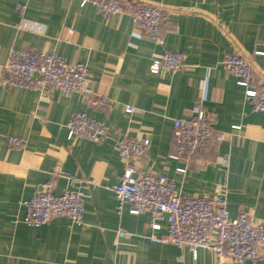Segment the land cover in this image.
Segmentation results:
<instances>
[{
  "label": "crops",
  "instance_id": "0c3cea01",
  "mask_svg": "<svg viewBox=\"0 0 264 264\" xmlns=\"http://www.w3.org/2000/svg\"><path fill=\"white\" fill-rule=\"evenodd\" d=\"M145 1L166 9L161 44L127 11L106 18L79 0H0V78L12 48H33L86 64L95 93L0 82V264H219L207 249L195 256L187 247L153 241L167 236L166 221L152 229L148 212L134 215L131 204L119 212L112 189L126 168L115 145L122 137L150 140L145 158L134 162L136 176H166L184 197H226L233 218L244 212L264 222V111L252 110L245 88L222 64L227 53H239L252 63L256 85L264 82V0ZM166 51L181 53L186 67L153 74V60ZM98 96L109 99L108 107L92 104ZM197 107L226 137L187 163L176 153L174 121ZM78 112L104 123L107 137L71 143L66 125ZM11 136L24 147H10ZM51 179L56 194L85 182L84 225L67 217L41 227L14 224L24 215L22 202Z\"/></svg>",
  "mask_w": 264,
  "mask_h": 264
},
{
  "label": "built area",
  "instance_id": "2783aa9c",
  "mask_svg": "<svg viewBox=\"0 0 264 264\" xmlns=\"http://www.w3.org/2000/svg\"><path fill=\"white\" fill-rule=\"evenodd\" d=\"M81 6L92 4L97 13L106 18L128 12L133 24L156 43L164 42L167 22L165 7L145 0H128L127 10L122 0H79ZM18 5V9H22ZM228 74L238 79L245 88V99L255 112L264 111V82L257 86L252 63L241 54L227 53L222 61ZM186 67L183 55L166 51L156 57L150 71L159 74L163 70L179 71ZM2 85L16 89H34L62 94L81 93L94 97L88 67L84 63H70L57 52L46 53L37 49H15L9 52ZM98 108H106L109 99L98 96L92 100ZM132 113V109H127ZM214 117L197 107L190 116L175 119L173 138L178 158L188 161L213 142L225 140V133L214 132ZM68 140L97 142L108 135L107 126L90 118L84 112L75 113L67 122ZM239 130L240 127H234ZM13 148H22L23 139L7 137ZM116 149L125 163V172L119 184L113 187L118 210L126 204L132 205L131 213L139 215L148 212L150 227L159 228L160 221H166L168 234L165 238H152L160 243H171L179 248L187 247L196 256L198 249L212 251L219 264H252L264 261V222L255 223L249 213L231 216L226 197L181 196L172 179L148 174L136 176L134 162L142 161L148 153L150 140L122 137L115 142ZM229 155L223 157V164L229 166ZM185 169H182L184 172ZM89 184V183H87ZM56 182L51 179L30 199L24 200L23 217L13 220L30 227H41L55 217H67L78 226L84 225L85 182L68 187L62 193L54 192ZM127 234L120 231L119 236Z\"/></svg>",
  "mask_w": 264,
  "mask_h": 264
}]
</instances>
